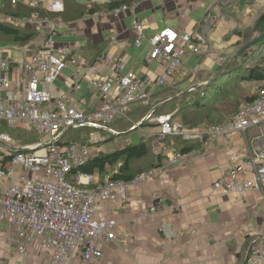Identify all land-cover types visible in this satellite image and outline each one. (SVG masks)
Returning a JSON list of instances; mask_svg holds the SVG:
<instances>
[{
  "label": "built area",
  "instance_id": "2783aa9c",
  "mask_svg": "<svg viewBox=\"0 0 264 264\" xmlns=\"http://www.w3.org/2000/svg\"><path fill=\"white\" fill-rule=\"evenodd\" d=\"M18 2L11 0L12 5ZM224 2L231 5L238 0ZM24 4L55 15L49 18L32 14L13 20L0 14V21H17L28 28L45 31L42 51L21 62L10 55L0 58V128H29L38 136L34 144L15 146L10 135L0 131V144L13 152V157L6 162L0 158V181H10L7 186L0 185V225H8L11 244L22 260H28L35 250L40 257L48 259V264H98L103 258L101 247L115 238L116 222L97 219L96 202H121L126 199L128 185L135 187L157 172L186 161L188 156L209 149L216 140L225 143L231 136L259 128L264 124V83L255 100L240 103L236 113L218 125L191 129L173 122L168 114L152 119L158 125L157 139L153 143L155 153L162 152L161 142L167 136L197 140L201 142L200 147L188 154L173 152L159 168L144 172L128 183L110 181L109 176L101 183L97 174L73 172L97 153L87 144L63 147L60 144L63 132L83 128L106 132L110 123L124 115L126 107L151 104V86L164 85L167 77H174L188 54L197 57L210 53L205 35L219 24L220 18L218 14L207 12L193 35L173 30L155 34L150 39L152 50L146 65L159 61L165 71L155 80L139 77L133 71L122 74L124 65L120 58L101 54L90 69L98 71L99 66L104 65L110 67L112 74L91 80L93 90L101 96L102 106L94 112H83L71 105L68 94H55L53 89L61 72L78 63L77 58L56 42L64 24L58 16L65 9L63 0H26ZM134 6L123 5L111 13L117 16ZM131 27L136 36L135 45L139 46L144 39L143 28L136 21ZM116 39L115 35H110L109 45L116 44ZM215 60L222 64L225 56L219 54ZM74 80L72 89L76 91L80 89V75L75 73ZM146 119H151V113ZM112 133L117 135L113 130ZM245 172L250 178H244ZM211 189L237 197L249 191H260L264 198V145L256 144L250 158L227 169ZM155 198L160 205V198ZM159 230L166 238L174 236L169 224H161ZM246 264H264V229L250 244Z\"/></svg>",
  "mask_w": 264,
  "mask_h": 264
},
{
  "label": "crops",
  "instance_id": "0c3cea01",
  "mask_svg": "<svg viewBox=\"0 0 264 264\" xmlns=\"http://www.w3.org/2000/svg\"><path fill=\"white\" fill-rule=\"evenodd\" d=\"M18 1L24 6L26 0ZM69 1L89 6L93 3L104 5L109 0L101 3L96 0H87L86 3L63 0L66 13L73 8L67 7L66 3ZM5 2L6 0H0V9ZM221 3L224 5V0H135L130 4L135 6L120 15L101 11L63 24L56 42L77 58L78 63L76 66L69 65L57 77L53 84L54 93L68 94L71 105L79 111L94 112L100 108L102 99L93 90L91 80L97 76H111L112 70L101 65L98 71L93 72L90 67L103 53L113 59H121L124 65L122 74L133 71L139 77L151 80L163 76L164 66L159 61L146 65V59L152 50L150 39L164 30H173L178 34H196L198 25L207 12L217 15L227 11L231 18H235L236 10L239 8L241 11L239 6H231L233 4L224 10L220 7ZM133 21L143 28L144 39L139 46L135 45L136 36L131 27ZM236 30L237 28L233 33ZM110 35L117 38L116 44L112 46L109 45ZM92 44L98 45V48L93 49ZM206 45L209 46L208 41ZM234 47L235 54L238 49L235 45ZM19 48L7 47L4 49L8 51L6 56L23 61L28 57L29 51L26 47ZM88 52L92 54L88 55ZM214 56L202 54L196 57L188 54L174 77H167L164 85L151 86L152 94H159L154 101L160 104L165 98L170 101L173 93L179 97L190 88L204 86L218 68ZM75 73L80 75V89L76 91L72 89ZM195 77L198 85L193 81ZM127 113L121 117L123 120L117 118L110 128L118 133L115 137L132 133L126 131L129 123L133 122ZM140 124L141 122L137 123L135 130ZM142 129H145L146 136L141 137L140 141L158 131L153 125H145ZM99 132L102 133L94 131L97 135L92 134L91 137V142L103 143L97 147L98 151L111 153L120 148L112 149V142L105 143L111 137L101 140ZM256 144L264 145V124L231 136L225 143L216 140L210 149L188 156L186 161L157 172L154 177L135 187L128 185L126 199L121 202H96L95 217L116 222L115 238L101 247L103 258L98 264H246L250 244L259 238L264 229L263 193L249 191L242 197H237L213 192L211 187L227 169L248 160ZM0 150V158H4L5 153L6 157L10 155L11 150L7 146L0 144ZM173 152L179 151L174 146L167 147L165 144L162 149L163 160ZM244 178H250V174L245 172ZM9 184L10 181H0L1 186ZM155 196L160 198V205ZM161 224L171 226L174 231L172 238H166L160 232ZM10 235L8 225L1 224V264H48V259L40 257L35 250L28 260L20 259L11 244Z\"/></svg>",
  "mask_w": 264,
  "mask_h": 264
},
{
  "label": "trees",
  "instance_id": "16d2710c",
  "mask_svg": "<svg viewBox=\"0 0 264 264\" xmlns=\"http://www.w3.org/2000/svg\"><path fill=\"white\" fill-rule=\"evenodd\" d=\"M132 1L135 0H109L104 5L93 3L89 6L69 1L66 4L67 7H73L72 11L66 13L64 9V12L58 16L66 24L87 15H95L101 11L111 12L113 9L123 5L129 6ZM0 14L13 20L29 17L32 14H39L41 17L49 18H53L55 15L48 14L40 8L32 9L25 4L23 6L20 2L12 5L11 0H6L5 5L0 9ZM260 21L264 22L262 16ZM263 26L264 24H259L254 27V29L256 28L255 32L258 33L257 30L263 29ZM235 33L239 37V41L235 46L241 45L238 50H241L250 41L262 34L253 36V30L251 29L247 30L244 34L239 30H236ZM44 34V30L28 28L17 21H0V58L6 56L8 53L4 49L12 46L26 47L29 51L28 56L37 54L44 49ZM91 47L97 49L98 45L94 46L92 44ZM262 50H264V41L244 51L241 57L232 63L229 68L224 69V66L218 68V71H215L212 75L215 77L216 73H218L216 79L210 78L204 86L191 89L186 95L177 97L178 94H173L170 97V99L172 98L170 101L165 98L162 100L164 102L159 104V102L154 101L155 97L159 94H152L153 103L151 102L147 106L134 105L131 106L135 107L134 109H130L131 107L125 109L124 113L128 112L127 114L133 120V122L129 123L126 131H134L137 123H140L152 110L151 119L142 122L140 128L145 125H153L158 130V125L152 119L164 114L171 115L173 122H179L191 129L218 125L230 119L235 114L240 103H250L256 99L258 90L252 93L253 85L251 86L250 84L262 85L264 83V51ZM253 61H258V64H250ZM249 86L250 88H248ZM116 120L108 125L109 129L114 125ZM0 131L7 132L14 144L19 142L17 139H20V142L23 144L17 146H25L38 141V136L32 129L29 132H25L28 134L23 138L15 135L16 129L2 127ZM93 132L94 130L90 128L72 129L63 132L60 139V144L63 147L75 144H87L93 146L97 153L85 166L73 171L74 173L79 171L85 174H97L101 183L105 182L106 176H109L110 181L128 183L136 176L159 168L162 164L164 158L162 152L155 153L152 146L154 140L157 138L158 131L153 136L146 138V140H141L137 145L126 144L125 147H120L111 153L98 151L97 147H100L103 143L91 142ZM115 136H118V133L117 135L111 134V138L105 143L111 142L112 137ZM161 143H166L167 147L174 146L175 150L182 154H188L192 150L198 149L201 145V142L197 140L184 141L179 137L170 136L165 137ZM5 155L6 153L4 154L3 162L13 157L12 150L10 151V155L8 154L9 156L6 157Z\"/></svg>",
  "mask_w": 264,
  "mask_h": 264
},
{
  "label": "rangeland",
  "instance_id": "374dc122",
  "mask_svg": "<svg viewBox=\"0 0 264 264\" xmlns=\"http://www.w3.org/2000/svg\"><path fill=\"white\" fill-rule=\"evenodd\" d=\"M78 1L81 2V3H86L87 2V0H78ZM96 1L101 3L104 0H96ZM235 5H237V6H239L241 8V11L239 10V8L236 10L237 16H235V18H231V16L229 15V12H227V11H224V12L218 14L217 17L220 18L219 24L216 25L214 28H212L208 32L207 35H205L206 36V40L208 41L209 51H210V53H208V54H214L215 55L213 57L214 59L218 58L219 54L221 56L222 55L225 56V61L223 63L221 62L222 64H219V63H217V61H215V64L218 65V68H221L222 66H224V69L229 68L232 65V63H234L235 61H237L241 57L240 56L239 58H235L237 52L235 54L233 53V50L235 48L234 45L239 40L238 35L233 33V30L235 28H237V30L241 31L243 34L245 32H247V30L251 29V30H253V34H252L253 36H257V35H259L261 33L262 34L264 33V26H263V29L257 30L258 33L255 32L256 28L254 29V27L258 26L259 24H264V22L260 21V18L262 16V14L264 13V0H238V2L233 3V5H231V6H235ZM220 7H223L222 9L226 10L225 8H228V5H222V3H221ZM227 19H229V20H227ZM233 21H235V22L239 21V23L235 24ZM246 26H248V27H246ZM240 46L241 45H238V46H236V48L238 47L237 49H239ZM16 47L17 46H14V47L12 46L13 49H20L19 47H17V48ZM262 51H264V50H262ZM238 52H239V50H238ZM87 54L90 55L92 53L88 52ZM257 62L258 61H253V63L250 62V64H256ZM218 68H216V72L218 71ZM222 71H224V70H222ZM217 76H218V73H216V75H215V77H213V79H216ZM182 78L183 77H181V79ZM169 81H171V78L169 79ZM193 81H195L196 84H197L198 83L197 77H195V80H193ZM250 85L251 86L253 85L252 91H251L252 93L253 92H257V90L261 86V85H257V84H255V85L254 84H250ZM248 88H250V86ZM192 89H196V87H194ZM189 90H191V88L188 89L187 91H189ZM248 91H250V90H248ZM173 94H176V93H173ZM129 107H131V106H129ZM129 107H126L125 109H127ZM125 109L123 110V114H124ZM236 111H237V109H236ZM152 112H153V110L151 112H149V114L151 113V115H152ZM146 117H144L142 119L141 124H142V122L148 120V119H146ZM118 118L122 119L120 116H118ZM139 127L137 128V130L132 131V133L126 134L124 136L113 137L112 141H111L112 144H113V148L112 149L117 148V147H122L125 144H134V145L135 144L136 145L139 144L141 142L140 138L143 137V136H146L144 134L145 129H142V127L141 128H139ZM29 131H30L29 128L16 130L15 131V135L19 136L20 138H23V137H26V134H28V133H25V132H29ZM93 134H94V136L97 135L95 133H93ZM111 134H113L112 130L109 129L108 131L103 132V133L99 132V137H100L101 140H104L106 138L109 139L111 137ZM239 134H242V133H239ZM156 139L154 140V142L156 141ZM17 140L19 142H16L15 146L23 144V143L20 142V139H17ZM165 144L166 143H162L161 148H164ZM152 146H153V144H152ZM260 146H263V145L260 144ZM203 150H206V149H203ZM110 151H112V150H110ZM257 192H260V191H257Z\"/></svg>",
  "mask_w": 264,
  "mask_h": 264
},
{
  "label": "water",
  "instance_id": "95a60500",
  "mask_svg": "<svg viewBox=\"0 0 264 264\" xmlns=\"http://www.w3.org/2000/svg\"><path fill=\"white\" fill-rule=\"evenodd\" d=\"M262 19H264V13L262 14ZM264 41V33L260 36L254 38L252 41H250L247 45H245L239 52H237L235 58H239L241 54L246 51L247 49L251 48L252 46ZM246 55V54H245ZM189 91L184 92L183 94H180L179 96L187 94Z\"/></svg>",
  "mask_w": 264,
  "mask_h": 264
}]
</instances>
